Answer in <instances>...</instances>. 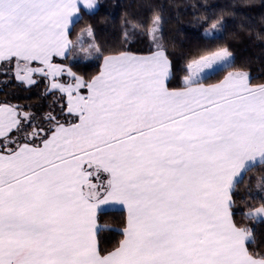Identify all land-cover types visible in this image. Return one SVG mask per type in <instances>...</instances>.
<instances>
[{"label":"snow or ice","instance_id":"1","mask_svg":"<svg viewBox=\"0 0 264 264\" xmlns=\"http://www.w3.org/2000/svg\"><path fill=\"white\" fill-rule=\"evenodd\" d=\"M0 264H264V0H0Z\"/></svg>","mask_w":264,"mask_h":264},{"label":"trees","instance_id":"2","mask_svg":"<svg viewBox=\"0 0 264 264\" xmlns=\"http://www.w3.org/2000/svg\"><path fill=\"white\" fill-rule=\"evenodd\" d=\"M104 2L107 3H111L112 0H104ZM210 3H217V2H221V0H209ZM170 28H172L173 26L170 25ZM194 31V29L189 28V32ZM185 39L184 36L181 37H177V41L182 42ZM177 51H179V47L177 48ZM237 55L239 57H253L255 55H259L258 51H256L254 48H252L249 45H246L244 43H238L237 44Z\"/></svg>","mask_w":264,"mask_h":264}]
</instances>
